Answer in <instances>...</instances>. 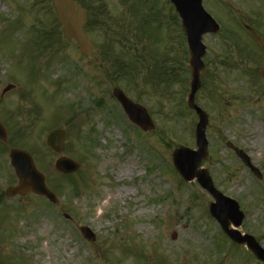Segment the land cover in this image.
I'll return each instance as SVG.
<instances>
[{"label":"rangeland","instance_id":"obj_1","mask_svg":"<svg viewBox=\"0 0 264 264\" xmlns=\"http://www.w3.org/2000/svg\"><path fill=\"white\" fill-rule=\"evenodd\" d=\"M73 1L86 11L91 60L65 41L50 0H0V264H264L223 233L209 215L213 198L173 167L174 150H195L197 117L186 105L187 46L169 0ZM202 4L220 30L202 38L201 166L238 203L237 231L264 249V58L243 27L264 38V0ZM115 88L146 108L153 130L128 121ZM54 129L66 132L59 155L45 145ZM226 143L246 153L262 180ZM12 149L32 156L54 204L32 193L4 196L17 184ZM61 156L79 169L56 172Z\"/></svg>","mask_w":264,"mask_h":264},{"label":"water","instance_id":"obj_2","mask_svg":"<svg viewBox=\"0 0 264 264\" xmlns=\"http://www.w3.org/2000/svg\"><path fill=\"white\" fill-rule=\"evenodd\" d=\"M57 21L62 26L63 36L68 42H74L80 53L90 58L92 56V44L83 31L86 23V16L83 8L75 4L72 0H51ZM181 21L182 31L186 36L189 51V66L191 69L190 93L187 99L188 107L198 116V123L195 127L194 137L197 150L192 151L184 147L176 149L172 154L174 168L184 181L196 180L199 185L206 190L215 200L210 206V214L220 224L224 233L237 244H246L247 248L254 256L264 262V250L261 249L250 236H241L236 230L228 229V222L231 221L235 228H238L243 219V214L239 211L236 202L224 198L213 187L212 181L200 164L207 157V141L205 129L208 118L205 113L194 103L196 92L200 88V73L203 69L202 58L205 55V46L202 44V35L205 33H216L218 26L203 11L201 0H171ZM251 37L256 41L264 55V41L260 39L250 28H247ZM259 75L264 82V69L259 71ZM10 88V87H9ZM114 98L120 103L128 119L143 131L154 128L153 123L146 110L131 101L124 94L115 89ZM7 135L0 124V141L6 142ZM65 132L55 130L46 137V145L55 153L64 150ZM235 154L247 165L251 171L261 178L258 171L250 166L249 159L244 153L230 143L226 144ZM10 165L13 167L18 185L9 187L5 195L9 198L24 197L28 192L34 195L44 196L54 202V197L44 184L43 176L36 170L30 155L24 151L11 150L9 153ZM79 166L66 158H60L55 164V169L63 174L75 172ZM83 236L88 240H93L91 234L84 228L81 229Z\"/></svg>","mask_w":264,"mask_h":264},{"label":"bare ground","instance_id":"obj_3","mask_svg":"<svg viewBox=\"0 0 264 264\" xmlns=\"http://www.w3.org/2000/svg\"><path fill=\"white\" fill-rule=\"evenodd\" d=\"M126 169V171H129L130 172V169H129V167L128 168H125ZM121 174H123V172L121 171ZM126 192H128V190H126V189H124Z\"/></svg>","mask_w":264,"mask_h":264}]
</instances>
